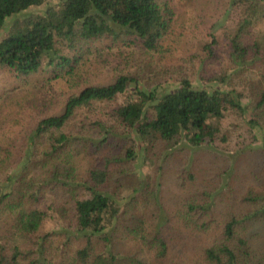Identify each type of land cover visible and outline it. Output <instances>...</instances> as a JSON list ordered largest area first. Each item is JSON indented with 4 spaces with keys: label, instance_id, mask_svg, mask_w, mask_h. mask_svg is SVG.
<instances>
[{
    "label": "trees",
    "instance_id": "trees-1",
    "mask_svg": "<svg viewBox=\"0 0 264 264\" xmlns=\"http://www.w3.org/2000/svg\"><path fill=\"white\" fill-rule=\"evenodd\" d=\"M45 1L0 0V30L5 29L0 69L15 80L43 65L52 67L53 78L59 71L69 75L99 40L108 41V48L119 44L149 54L164 51L173 17L168 0H62L39 14L27 12ZM228 2L239 9L225 35L229 62L240 69L264 61V46L251 33L264 21V0ZM212 43L214 38L202 48L206 58ZM223 76L212 79L224 81ZM261 80L264 75L252 92L247 82L240 89L209 91L181 77L173 88L157 93L156 86L135 88V78L119 74L70 94L59 114L37 121L24 166L6 175L9 189L0 186V264H149L164 259L175 245L181 258L172 264H264V159L253 170L228 160L221 169L214 166L217 153L200 150L210 146L229 109L239 115L249 109L248 128L264 130ZM122 94L130 95L111 108L109 123L80 119L75 129L68 127L80 108L92 110L95 103ZM244 94L246 103L241 102ZM131 133L141 143L139 159L149 174L124 199L108 191V182L110 168L136 160L133 142L121 151L116 147ZM82 143L89 164L85 174H78L74 156ZM195 154L203 161L193 170L189 162H195ZM167 163L176 166L167 172L178 182L168 196L169 207L163 208L159 179L165 178ZM201 171L210 176L208 182L196 183ZM45 223L51 227L44 228ZM123 244L129 246L126 253L118 252Z\"/></svg>",
    "mask_w": 264,
    "mask_h": 264
},
{
    "label": "rangeland",
    "instance_id": "rangeland-1",
    "mask_svg": "<svg viewBox=\"0 0 264 264\" xmlns=\"http://www.w3.org/2000/svg\"><path fill=\"white\" fill-rule=\"evenodd\" d=\"M61 1L46 0L41 5L30 7L27 12L39 14L47 6H57ZM168 3L173 10V17L162 42L164 48L162 53L149 54L139 47H125L119 44L108 48V41L99 40L77 60L69 75L65 71H59L58 76L53 78L52 67L43 65L28 77L15 80L6 71L0 69V186L4 191L10 187V182H5L6 175L11 170L21 171V163L23 162L24 166V160L28 158L29 137L37 121L46 116L59 114L66 98L84 86L108 83L119 74H127L135 78L133 83L135 88L156 86L157 93L170 90L181 77H187L193 87L209 91L240 89L241 83L247 82V87L252 92L253 84L256 85L264 75V61H254L252 64L248 63L245 67L236 69L227 56L225 35L237 20L239 9L230 6L228 0H168ZM251 33L264 46L263 20L255 24ZM3 35H5V29L0 30V38ZM212 38H214V43L211 44L213 52L206 58V52H202V48ZM260 47L264 52V47L261 45ZM61 52L65 53L67 49L62 48ZM214 75H224V81L213 80ZM261 83L264 81L261 80ZM133 90L134 86L128 88V92ZM249 90L247 92L251 94ZM129 95H118L116 100L111 102H97L92 106V110H88L87 107L80 108L76 112L72 125L68 127L75 129L77 120L80 119H85L88 124L98 118L109 123L111 108ZM241 102L246 103V94L241 98ZM250 114L249 109L243 115L231 109L226 111L219 121L220 131L217 136L210 146L201 147L203 155L211 153L219 155L216 159L218 165L214 164L215 167L220 166L222 169L228 160L242 169L253 170L264 159V130L257 127L248 128L245 119ZM251 134H254V139H251ZM132 142L138 154L136 160H129L122 166L110 168L108 182V191H114L124 199L126 194H131L134 188H137L138 183L143 179V174H149L148 168L141 165V159H139L141 143L134 138L133 133L130 136H122L116 147L118 151H121ZM88 158L89 155H86L82 143V149H79L74 156L78 174H85L89 164ZM202 161V157L195 154V162H189V165L192 168L193 164L194 170L202 164ZM163 165L166 174L165 178L159 179L164 188L159 192L158 200L163 208H167L169 207L168 196L175 191L178 180L167 172L168 166L174 168L176 166L172 163ZM221 177L218 173L216 179ZM208 180L210 176L201 171L196 178V183H205ZM226 181L227 179L224 182ZM136 199L142 200L139 194ZM142 203L146 204L145 206L149 205L148 202ZM50 227V223H45L44 228ZM176 237L177 235L174 234L172 240L175 242ZM183 244L186 248H190L191 241L185 239ZM174 247L169 250L164 259L152 260L149 264H172L179 260L181 258L178 256L179 250L176 245ZM128 250L129 246L126 244L118 248L120 253H126ZM183 258L186 260L189 256H183Z\"/></svg>",
    "mask_w": 264,
    "mask_h": 264
}]
</instances>
